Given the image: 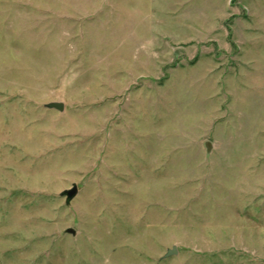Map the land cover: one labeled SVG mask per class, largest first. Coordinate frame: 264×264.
Listing matches in <instances>:
<instances>
[{
    "label": "rangeland",
    "instance_id": "obj_1",
    "mask_svg": "<svg viewBox=\"0 0 264 264\" xmlns=\"http://www.w3.org/2000/svg\"><path fill=\"white\" fill-rule=\"evenodd\" d=\"M0 264H264V0H0Z\"/></svg>",
    "mask_w": 264,
    "mask_h": 264
},
{
    "label": "water",
    "instance_id": "obj_2",
    "mask_svg": "<svg viewBox=\"0 0 264 264\" xmlns=\"http://www.w3.org/2000/svg\"><path fill=\"white\" fill-rule=\"evenodd\" d=\"M47 109H51V110H56L58 112H63L64 110V104L63 103H50L48 105H46ZM78 193V189L75 185H73V187L70 190H66L62 193V196L66 198V203H69L71 200H73ZM67 234H71L74 235L73 231L71 230H67L66 231ZM176 254V249L173 248L171 250H168L165 257H171L173 255Z\"/></svg>",
    "mask_w": 264,
    "mask_h": 264
}]
</instances>
